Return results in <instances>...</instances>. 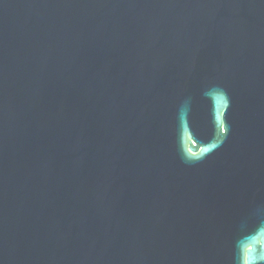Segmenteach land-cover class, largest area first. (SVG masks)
Here are the masks:
<instances>
[{
    "label": "water",
    "instance_id": "obj_1",
    "mask_svg": "<svg viewBox=\"0 0 264 264\" xmlns=\"http://www.w3.org/2000/svg\"><path fill=\"white\" fill-rule=\"evenodd\" d=\"M0 264H264V0H0Z\"/></svg>",
    "mask_w": 264,
    "mask_h": 264
}]
</instances>
